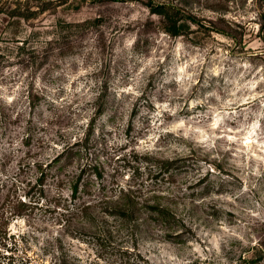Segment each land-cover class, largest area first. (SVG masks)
<instances>
[{"label":"rangeland","instance_id":"374dc122","mask_svg":"<svg viewBox=\"0 0 264 264\" xmlns=\"http://www.w3.org/2000/svg\"><path fill=\"white\" fill-rule=\"evenodd\" d=\"M161 2L168 21L152 11ZM2 103L31 114L43 159L84 136L103 106L83 160L109 184L144 182L187 205L192 232L181 242L125 231L96 246L64 235L83 264H117L134 242L152 264H230L263 239L264 0H0V186L34 202L11 223L0 264H50L44 246L62 230L45 204L57 178L43 197L34 168H19L24 121H6ZM183 156L155 179L163 160Z\"/></svg>","mask_w":264,"mask_h":264},{"label":"trees","instance_id":"16d2710c","mask_svg":"<svg viewBox=\"0 0 264 264\" xmlns=\"http://www.w3.org/2000/svg\"><path fill=\"white\" fill-rule=\"evenodd\" d=\"M172 8L167 2L155 5L152 11L159 14L163 20L170 17ZM24 17V14H16ZM193 21H196L192 17ZM182 23L172 19V25L167 31L173 35L181 32ZM99 93L97 99L102 98ZM29 107H35L34 95L29 92ZM7 110H12V104L2 103ZM2 110V109H1ZM0 110V115L2 114ZM105 111L103 106L98 107L94 117L88 123L84 136L67 141L50 159L37 157L33 142L37 137L34 129L35 122L28 112L9 113L6 121H24V127L19 135L22 149L18 160L19 168L30 166L36 174V184L40 187V195L46 196V184L50 177L57 178L58 191L54 199L45 204L48 211L57 214V221L61 226L62 234L44 246L45 255H50V264H83L81 256L75 254L64 235L96 246L113 245L116 234L127 232L136 240L142 233L164 239L185 241L187 234L192 232L188 224V208L174 204L173 192L161 190L151 185L141 183H107L104 174L96 163L83 160L86 152L87 138L92 130L94 120ZM9 119V120H8ZM13 140V136H10ZM56 147V146H54ZM188 157L165 159L158 166L155 179L160 175L180 168V161ZM198 184V183H197ZM68 186V193L64 187ZM3 187V186H2ZM0 186V245H7L8 237L16 238L11 232V223L18 216L24 215L32 205L30 200H13L10 194L2 196ZM213 214H218L217 207H213ZM186 237V238H185ZM13 243H16L15 241ZM120 259L117 264H152L139 250L134 242L131 247L120 248ZM44 264H49L44 261ZM204 264H213L210 262ZM230 264H264V234L263 239L246 246L238 257Z\"/></svg>","mask_w":264,"mask_h":264},{"label":"clouds","instance_id":"9594fccd","mask_svg":"<svg viewBox=\"0 0 264 264\" xmlns=\"http://www.w3.org/2000/svg\"><path fill=\"white\" fill-rule=\"evenodd\" d=\"M218 123H219V120L215 121V122L212 124V127H213V128L216 127V126L218 125ZM181 126H183V122H181L180 125H177V127H181ZM195 131H197V132H201L200 129H195ZM201 135H202V138H203V139H207V136L204 135V133L201 132Z\"/></svg>","mask_w":264,"mask_h":264}]
</instances>
